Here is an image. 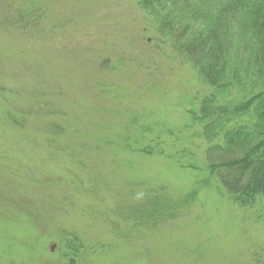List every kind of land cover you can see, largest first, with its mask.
Listing matches in <instances>:
<instances>
[{"label": "rangeland", "instance_id": "obj_1", "mask_svg": "<svg viewBox=\"0 0 264 264\" xmlns=\"http://www.w3.org/2000/svg\"><path fill=\"white\" fill-rule=\"evenodd\" d=\"M197 1L207 14L227 0ZM153 12L136 0H0V264H264V208H240L205 172L209 144L187 111L207 87L150 26ZM196 181L177 219L124 222L143 196L183 198Z\"/></svg>", "mask_w": 264, "mask_h": 264}, {"label": "trees", "instance_id": "obj_2", "mask_svg": "<svg viewBox=\"0 0 264 264\" xmlns=\"http://www.w3.org/2000/svg\"><path fill=\"white\" fill-rule=\"evenodd\" d=\"M136 1L147 13L157 12L148 15L150 26L207 87L199 107L187 111L209 144L205 172L240 208H264V0H227L207 14L197 0H180L187 7L176 13L162 0ZM173 159L184 166L179 156ZM186 168L201 171L195 165ZM201 184L196 181L179 199L165 188L143 196L123 210L124 222L151 229L175 220L197 201ZM70 241L83 248L77 238Z\"/></svg>", "mask_w": 264, "mask_h": 264}, {"label": "flooded vegetation", "instance_id": "obj_3", "mask_svg": "<svg viewBox=\"0 0 264 264\" xmlns=\"http://www.w3.org/2000/svg\"><path fill=\"white\" fill-rule=\"evenodd\" d=\"M26 246H27V244H25ZM55 246V245H54ZM25 247V246H24ZM51 249V248H50ZM55 249H56V246H55ZM54 249V250H55ZM53 253H54V251H51V255H53ZM50 255V254H49ZM50 255V257H52ZM21 257V256H20ZM9 258H10V260H8L7 258H2V260H3V264H14V261H13V259H12V256H9ZM21 259H23L22 257H21ZM46 259V258H45ZM16 264H18V263H16ZM40 264H43V261H41L40 262Z\"/></svg>", "mask_w": 264, "mask_h": 264}, {"label": "water", "instance_id": "obj_4", "mask_svg": "<svg viewBox=\"0 0 264 264\" xmlns=\"http://www.w3.org/2000/svg\"><path fill=\"white\" fill-rule=\"evenodd\" d=\"M54 247L52 248V251H53Z\"/></svg>", "mask_w": 264, "mask_h": 264}]
</instances>
